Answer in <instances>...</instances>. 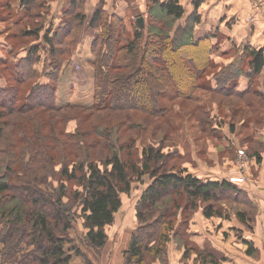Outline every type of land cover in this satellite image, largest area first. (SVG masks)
Here are the masks:
<instances>
[{"label": "trees", "instance_id": "1", "mask_svg": "<svg viewBox=\"0 0 264 264\" xmlns=\"http://www.w3.org/2000/svg\"><path fill=\"white\" fill-rule=\"evenodd\" d=\"M13 1H6V9L16 32L8 38L6 59H0V63L10 61L5 70L9 73V84L7 81L3 88L0 85V144L6 135L5 112L19 115L33 112L30 117L35 119V128L31 130L38 142L33 137L26 155L15 152L14 156H8L6 174L0 177V223L4 226L0 231V264H72V252L86 259L68 237L75 207L83 221L88 248L102 250L108 240L106 229L114 225L115 216L122 208V195H129L133 183L145 176L153 183L136 205L139 227L124 254L125 264H169L168 246L181 232L176 230L178 206L174 202L172 210L163 202L166 197H186L192 210L199 204L206 205V219L223 216L212 205L224 200L250 208L249 196L239 184L229 180L204 181L187 172L174 173L175 168L170 167L171 155L154 147L144 149L140 158L134 143L117 147V135L111 126L116 112L158 113V99L169 84L176 85L179 96L187 95L192 88L198 89V81L211 68L216 51L211 33L199 39L196 36L202 23L198 12L201 0L194 1V10L189 15L180 0H147L150 14L147 35L140 31L138 24L133 39L124 20L110 14L105 8L106 0H100L89 19V28L95 33L91 44L92 109L82 103L63 105L60 99L71 41L87 20L86 0H71L61 23L56 27L50 24L49 28L46 24L51 0H18L17 13L13 10ZM156 13L160 16L156 17ZM168 20L174 25L180 23L174 28L181 33L180 39L172 36ZM108 57L106 65L102 64ZM260 77L263 86L256 88L254 83ZM3 78L0 71V82ZM186 78L192 80L190 89L184 82ZM241 79L248 82L244 92L238 89ZM36 80L38 83L31 84L25 96L21 86ZM217 80L226 83V88H210L215 94L233 91L242 100L251 96L264 100V49L241 46L235 52L234 61L223 68ZM144 95L149 96V104L142 103L146 100ZM136 97H139L137 101ZM44 110L51 115L71 110L102 111L109 119L104 128L92 126L95 134L86 137L80 130L68 136L56 128L52 116ZM251 124L259 125L258 121L250 124L248 121L246 127ZM98 146L103 152L100 158L93 153ZM263 151L264 143L254 141L247 151V160L261 163ZM29 154L31 157L26 160ZM53 182L58 183V188H54ZM247 216L237 213L244 224ZM229 218L226 214V219ZM68 242L72 247L65 249ZM186 249L184 263L194 254L197 257L193 264L228 262L208 248L198 250L187 245Z\"/></svg>", "mask_w": 264, "mask_h": 264}, {"label": "rangeland", "instance_id": "2", "mask_svg": "<svg viewBox=\"0 0 264 264\" xmlns=\"http://www.w3.org/2000/svg\"><path fill=\"white\" fill-rule=\"evenodd\" d=\"M6 1L7 0H0V59H6V47L9 44L8 38L13 32H16L10 19H8ZM59 1H61V3H58V0H51V8L46 28H49L50 24H53L55 27L58 26L61 23V18H63L65 10L70 7L71 0ZM117 1L112 4L113 0H106L105 8H107L106 10L110 14H114V11H118V9L122 15L125 14V19L127 20L124 21V25L130 39H133L135 32H137L139 19H143L144 21V27H140V31H143L146 36L148 32V21L150 20L147 0H125L124 2L122 0L123 3L127 4L128 9H130L127 13L120 9L117 5ZM14 2H16V0L13 1V4ZM99 2L100 0H86L85 15L87 16V20L77 30L74 39L71 41L69 56L66 58L64 71L73 70L76 73L73 75L74 79L73 77L71 78L73 80H71L72 84L68 86V91L64 88L65 84H69L67 78L64 77L62 80L60 99L63 105L67 103L79 105L78 103H82L86 105V108L92 109L93 90L91 94L92 88L90 87L93 84L91 80H93L92 61L94 60V56L91 52V44L94 41L95 33L89 28V19L93 15ZM180 3L182 5V0H180ZM193 3L194 1L192 2V6ZM183 5L185 8L188 7L186 6L187 4ZM122 15L121 17L123 18ZM159 16L160 15L156 13V17ZM172 23L173 22L170 20L167 22V25L172 28V36L174 37V35H177L178 39H180L181 33H177L174 29L177 28L180 23L175 25ZM183 24L184 23H181V25ZM27 42L28 41H24L25 44ZM224 48L226 47L224 46L222 50ZM108 52L110 55V47L108 48ZM226 60L228 59L224 58L221 61V59L216 58L218 64L212 61L211 68H209L204 77L198 81V89L194 90L192 88L185 96L177 95L176 85L174 83L169 84V88L162 93L158 99V113L145 114L142 111L116 112L113 115L111 126L114 127L115 135H117V147L134 143L135 151L140 158L143 150L146 148L154 147L155 149H160L163 154L171 155L170 158H172V161L170 162V167L175 168L174 173L187 172L186 174H192V172H196L198 177L202 179L210 180L212 178L221 180L223 177L227 176L229 178L232 176L234 172H237L242 167L243 163L245 173L248 172L251 177H255V175L258 176V174L261 173V178L264 174V169L258 171L254 169V166L251 167L247 160V151L251 148L254 141L264 140V100L255 96L242 100L235 97L233 91H220L216 92V94L212 92L210 89L212 88L211 85L214 87L219 86V89L223 87L226 88V83H222V81L218 82L217 80L223 68L230 65H225ZM11 61H13V59H11ZM108 61L109 57L106 61L104 60L102 64L106 65ZM186 61L189 62L187 59ZM8 62L0 63V71L4 75L3 80L0 82L2 88L7 86V81L9 84V73L5 71ZM45 81L46 80H40L41 83ZM76 81L78 83H76ZM184 82L190 86V89L192 80L186 78ZM34 83L37 84L38 81L36 80V82L32 83L26 82L25 85L21 86L25 92V96L31 89V84ZM254 84L256 88L262 87V77L256 80ZM10 85H12V83H10ZM144 97H146V100L142 101V103L149 104V96L144 95ZM138 99L139 97H136V101ZM21 103L22 102L18 104L21 105ZM139 104L141 103L136 102V105ZM31 113L34 115L33 112ZM31 113L28 115H19L9 112L4 113L6 135L3 142L0 144V177L6 174L4 169L8 156H14L15 152L24 155L29 153V143L33 137L36 138L31 130L35 128L33 127L35 119L30 117ZM44 113L48 116H52L51 118L54 120L56 128H59V130L63 131L64 134L68 136L76 135L80 130H83L86 137L95 134V132L91 130L92 126L96 124L104 128L106 120L109 119L106 116L107 113L102 111L95 113V111L71 110L51 115L49 111L44 110ZM252 120L258 121L259 125L254 126L251 124L249 128H247L248 121L250 124L253 122ZM254 131L257 136H261L259 140L254 139ZM113 139L115 141L116 136H114ZM63 141H65V139H63ZM36 142H38L37 138L35 139V143ZM39 145L41 146V142H39ZM70 151H73V148H71ZM240 151L244 152L246 157L243 162L239 159ZM93 153L100 158L103 154L102 147H96L93 149ZM30 157L31 155L29 154L26 160H29ZM5 159L6 161H4ZM13 160L16 161L15 158H13ZM58 170L59 168H57L56 171ZM252 179L254 180L253 177ZM152 183L153 181L151 178L145 176L141 181L133 183L132 191L129 195H122L121 198L122 202H124L123 211L125 216L132 210L133 203L135 204V202L140 201L143 193ZM53 186L56 189L59 185L57 182H53ZM257 187H262V181H259ZM43 190L48 192L46 187H43ZM65 202H67V200H65ZM163 202H166L165 204H167L168 207L170 206L172 210H174V202H176L178 206V209H175L178 215L176 230L179 232L183 231L182 226L185 227V230L188 229L190 221L195 215H202L204 217L206 205L199 204L196 210H192L189 208L190 206L187 205L188 200L186 197L171 195L166 197ZM212 206H215V209L223 214L222 217H215L216 220L220 218L223 222H226V214H232L234 213L232 211L241 208L240 205L230 200H224ZM72 213L75 215H73L74 221L72 230H70L68 237L79 247L86 257L85 259L84 257L76 256V254L72 252V264H87L88 260H90L92 264H100V252H95L88 248L85 241V230L78 208L75 207ZM249 214H251V212ZM125 220L126 218L123 219V222ZM119 221L120 217L118 219V222ZM3 229L4 226L0 223V231H3ZM70 247H72V245L68 242L65 249Z\"/></svg>", "mask_w": 264, "mask_h": 264}, {"label": "crops", "instance_id": "3", "mask_svg": "<svg viewBox=\"0 0 264 264\" xmlns=\"http://www.w3.org/2000/svg\"><path fill=\"white\" fill-rule=\"evenodd\" d=\"M116 1L113 0L112 4ZM193 1L195 0H182V5L187 4L186 6H188L186 9L183 5L187 15L194 10ZM123 2L118 0L117 5L121 10H124L123 12L127 13L130 9ZM58 3L61 1L58 0ZM13 10L17 13L18 0L13 4ZM119 11V9L114 11V14L124 21L127 20L125 14L122 15ZM198 12L202 17V23L197 28L196 36L199 39L212 34L211 42L216 47L212 61L215 63L218 64L216 58L221 59V61L226 58L228 60H226L225 65L231 64L234 61L236 50L241 46L264 49V8L259 12L255 11L250 0H201ZM224 46L226 48L222 50ZM74 73L76 72L73 70L65 73L69 83L64 85L66 91H68V86L72 84L71 80L74 79ZM72 77L73 79H71ZM76 83L78 82L76 81ZM247 85V81L241 79L239 91L244 92ZM211 86L214 89L217 88ZM92 87L91 85L90 88ZM260 138L261 136H257L254 131V139L259 140ZM260 142L264 143V140H260ZM261 158V163H257L255 159H250L251 167L254 166V169L258 171L263 170L264 151L261 153ZM192 174L198 177L196 172H192ZM260 176L261 173L258 176H252L253 180L247 172L246 182L240 185L241 189L248 194L250 199L248 203L252 208L242 205L240 209L232 211L234 213L228 214L230 218L226 219V222L220 218H218L219 220L216 218L206 219L202 215H195L190 221L188 229L185 230V227L182 226L181 235L174 237L169 244L168 263L193 264L197 257L195 254L187 263L183 261L188 245L192 249H211L220 256H224L228 260L227 264H264V174L261 178ZM198 178L212 182L229 180L227 176L221 180ZM259 181H262L260 188L257 187ZM137 203H133L132 210L125 216L123 202L122 208L115 216L114 225L106 229L108 240L106 246L99 251L101 254L100 264H125L124 254L132 236L139 227L136 219ZM239 212L248 215L245 218V224L237 218ZM250 212L251 214H249ZM119 217L120 221L118 222ZM124 218L126 220L123 222ZM249 226L250 228H248ZM88 261L90 262V260ZM155 264H160V262Z\"/></svg>", "mask_w": 264, "mask_h": 264}, {"label": "built area", "instance_id": "4", "mask_svg": "<svg viewBox=\"0 0 264 264\" xmlns=\"http://www.w3.org/2000/svg\"><path fill=\"white\" fill-rule=\"evenodd\" d=\"M253 6V9L257 12L264 8V0H250ZM239 159L243 162L246 159L244 152H239ZM244 168V164L242 163V167L237 171L234 172L232 176L229 177V181L234 184H244L246 182V173Z\"/></svg>", "mask_w": 264, "mask_h": 264}, {"label": "water", "instance_id": "5", "mask_svg": "<svg viewBox=\"0 0 264 264\" xmlns=\"http://www.w3.org/2000/svg\"><path fill=\"white\" fill-rule=\"evenodd\" d=\"M138 23L140 24V26L143 28L144 27V21L143 19H139L138 20Z\"/></svg>", "mask_w": 264, "mask_h": 264}]
</instances>
